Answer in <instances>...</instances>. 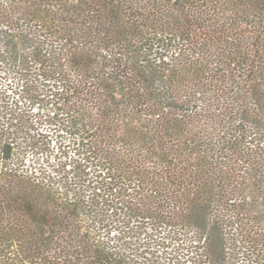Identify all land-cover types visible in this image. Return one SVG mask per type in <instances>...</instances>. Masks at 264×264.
I'll use <instances>...</instances> for the list:
<instances>
[{
	"label": "trees",
	"instance_id": "obj_1",
	"mask_svg": "<svg viewBox=\"0 0 264 264\" xmlns=\"http://www.w3.org/2000/svg\"><path fill=\"white\" fill-rule=\"evenodd\" d=\"M0 264H264V0H0Z\"/></svg>",
	"mask_w": 264,
	"mask_h": 264
}]
</instances>
